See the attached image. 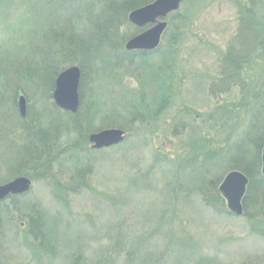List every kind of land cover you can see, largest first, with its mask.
Listing matches in <instances>:
<instances>
[{"label": "trees", "instance_id": "obj_1", "mask_svg": "<svg viewBox=\"0 0 264 264\" xmlns=\"http://www.w3.org/2000/svg\"><path fill=\"white\" fill-rule=\"evenodd\" d=\"M7 1L8 8L17 13L18 22H15L21 24L23 30L20 34L26 35L27 42L22 49L14 50L12 59L0 56V106L5 100L6 92L12 93V110L18 119L15 131L22 134L19 135L20 151L16 153L18 163L10 165L8 173L16 176L22 172H33V177L49 179L54 187V197L68 205L67 196L70 194H80L84 189L92 190L87 181L93 168L90 153L101 151L92 152L87 149L89 127L95 123L92 113L96 112L97 108L92 106V103L88 107L85 106V69L92 65L93 73L96 74L100 69L107 72L127 67L128 70L132 65L143 68L144 85L152 88V105L147 103L145 98L146 104L142 101L139 106H127L133 116L129 118L128 123L154 122L159 118L156 116L172 107L179 97L177 88L182 78L178 80L176 74L183 72L180 53L185 48L186 41L196 35L193 29L194 19L186 7L182 6L186 3L194 4L198 0H184L181 7L168 16V26L161 43L152 51L124 50L129 37H125L122 29L124 25L134 28L128 21V13L133 8L154 0ZM238 6L239 28L228 41L227 48L219 52L218 69L206 78L209 80L208 90L211 97L218 99L223 94L231 95L236 89H239V96L222 105L217 104L210 111L208 120L213 122L210 123L208 131L203 127L206 118L197 123L195 119L199 118L196 117L199 113L192 107L183 106L184 108L177 109L174 120H177L182 128L179 129L180 133L176 134L179 136L184 130H189L192 135L186 142L187 149L176 154L180 159L182 155H188L186 161L185 157L173 170L166 172L167 177L171 179L168 183V194L174 210L175 202L185 190L182 188V179L186 178L191 184L190 192L199 195L206 207L229 214L228 209L224 208V198L218 186L227 172L240 170L249 177L243 200V216L253 223L251 231L264 240V175L261 173L264 147V24L255 14L244 8L243 3H238ZM24 23L25 27L22 25ZM135 29L137 33L144 30L136 26ZM23 44L20 42L19 47ZM74 63H78L82 68L80 108L76 113L62 112L52 104L58 109L56 113L66 114L71 120L63 121L64 118L60 117L58 122L54 120L46 123L41 117L32 116L31 119L29 115L25 118L19 115L16 96L18 92H25L30 101L35 96L34 92L38 94L40 90L42 94L46 90L52 99L56 77ZM23 81H27L26 85H32L33 88L26 91ZM140 95L143 97L146 92L142 91ZM188 115L195 117H191L190 121L186 117ZM235 118L237 123L234 122ZM228 128L230 130L226 131ZM2 129L9 133L8 130ZM117 148L119 145L108 149ZM184 162H187L189 167ZM184 171L185 174L182 173ZM176 181L178 182L175 183ZM22 197L14 195L9 202H5V199L0 201V220L6 222V225H1L0 233L4 235L9 224L13 225L15 215L25 217V239L38 241L37 246L51 254L53 247L49 245V241L46 243L48 229L43 211L34 202L22 200ZM171 221L172 219L167 224L170 225ZM14 232L19 235L17 231ZM144 235L146 237H140L141 240L148 241L147 234ZM126 237L122 244L124 256L114 254L115 259H110L104 264L118 262L120 257L121 264H220L215 257L205 254L200 255V259L196 261L187 253L192 251L191 249L184 253L179 245L177 249L169 250L168 243L164 245L165 250H159L153 242H149L145 244L143 251L138 253L134 244L136 237H128L127 233ZM150 244L153 246L149 247ZM170 254L172 256L169 259L167 255ZM102 262L103 259L97 260V264ZM259 262L264 264V254ZM77 264L82 262L78 260Z\"/></svg>", "mask_w": 264, "mask_h": 264}, {"label": "rangeland", "instance_id": "obj_2", "mask_svg": "<svg viewBox=\"0 0 264 264\" xmlns=\"http://www.w3.org/2000/svg\"><path fill=\"white\" fill-rule=\"evenodd\" d=\"M238 3H243L244 8L255 14L264 24V0H198L194 4L186 3L182 6L186 7L194 19L193 29L196 35L186 41L185 48L180 53L183 72L176 74L178 80L182 78L178 81L179 97L172 107L156 116L159 118L152 123H128L129 118L133 116L127 106H139L142 101L152 105V88L144 85L143 68L132 65L128 70L127 67L107 72L100 69L94 74L93 66H87L85 106L88 107L92 103V106L97 108L96 112L92 113L95 123L89 127L87 149L92 152L101 151L90 153L93 168L87 181L92 190L81 188L83 191L80 194H70L67 196L68 205L54 197V187L49 179L33 177V172H22L16 176L8 173V167L18 163L16 153L20 151L19 135L22 134L15 131L18 119L12 110V93L6 92L5 100L0 106V184L21 176L31 180L30 190L18 195L23 196L22 200L34 202L43 211L48 229L46 243L49 241L53 252H44L37 246L38 241L25 239L27 218L15 215L13 225L9 224L4 235L0 233V264H74L75 261L77 264L78 260L82 264H97V260L101 259L104 264L110 259H115L114 254L123 255L122 244L124 237L127 238L126 233L128 237H136L134 244L138 253L143 251V247L149 242H153L159 250H165L164 245L168 243L169 250L177 249L179 245L184 253L191 249L192 251L187 253L196 261L200 259V255L205 254L215 257L220 264H261L259 261L264 254V240L251 231L253 223L243 216L244 212L235 215L228 210L227 214L225 211L219 212L206 207L199 195L190 192L191 184L186 178L182 179V188L185 190L175 202L173 210L168 194V183L171 179L166 175V172L173 170L183 158L186 157L185 161L188 158V155H182L180 159L176 154L187 149L186 142L192 135L189 130H184L182 135L178 136L182 125L174 120L177 109L184 108L183 106L192 107L199 113L196 116L199 118L195 119L197 123L206 118L203 127L208 131L210 123L213 122L208 120L210 111L217 104L222 105L239 96V89H236L231 95L223 94L218 99L211 97L208 90L209 80L206 78L218 69L219 52L227 48L228 41L239 28ZM7 4V0H0V56L12 59L14 50L22 49L27 42L26 35L20 34L23 30L21 24L15 22H18L17 13L14 9L12 12ZM142 6L144 5H138L131 11ZM22 25L25 27L26 24ZM122 31L125 32V37H129L128 40L143 32L142 30L137 33L135 26L132 28L130 25H124ZM20 42L24 44L19 47ZM123 49L126 50L125 46ZM72 65L79 66L82 71L78 63L69 66ZM22 83H25L23 86L26 91L33 88L32 85H26L27 81ZM142 91L146 92L144 98L140 95ZM35 93L33 99L29 98L30 101L25 92L16 94L17 101L22 95L26 98V116L29 115L31 119L41 117L46 123L54 120L58 122L60 117L64 118L63 121L71 120L68 115L55 112L58 109L52 105L53 100L49 98L46 90L42 94L40 90L38 94ZM186 117L191 121V117L195 115ZM234 120L237 123V118ZM156 125L160 127L157 128ZM109 128L125 131V139L118 144L119 148H93L89 136ZM228 130L230 128L226 131ZM22 151L24 152V147ZM82 160L84 162V159ZM184 163L189 167L187 162ZM12 196L14 195L6 198L5 202H9ZM224 208L228 209L225 200ZM170 219L172 221L169 225L167 222ZM1 225H6V222L0 220V227ZM144 234H147L148 241L141 240L146 237ZM151 246L153 245L150 244L149 247ZM171 256L167 255L169 259ZM119 260L109 264H121L122 261Z\"/></svg>", "mask_w": 264, "mask_h": 264}, {"label": "water", "instance_id": "obj_3", "mask_svg": "<svg viewBox=\"0 0 264 264\" xmlns=\"http://www.w3.org/2000/svg\"><path fill=\"white\" fill-rule=\"evenodd\" d=\"M183 0H154L140 8L131 11L128 20L131 24L141 28L151 25L145 31L128 40L125 48L128 51H152L158 48L161 38L167 28V16L177 11ZM82 71L79 66L72 65L62 70L55 80L52 99L55 106L71 113L80 108L79 88ZM18 110L22 117L26 116L27 102L25 96L18 98ZM125 139V131L118 128H109L92 133L89 141L93 148H109L120 144ZM261 173L264 175V147L261 156ZM249 178L239 170H232L226 174L218 190L226 201L229 212L241 215L244 212L243 199L245 197ZM31 180L21 176L14 180L0 184V201L9 195L28 192Z\"/></svg>", "mask_w": 264, "mask_h": 264}]
</instances>
